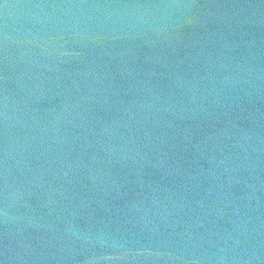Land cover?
I'll return each instance as SVG.
<instances>
[{"label": "water", "instance_id": "obj_1", "mask_svg": "<svg viewBox=\"0 0 264 264\" xmlns=\"http://www.w3.org/2000/svg\"><path fill=\"white\" fill-rule=\"evenodd\" d=\"M0 264H264V0H0Z\"/></svg>", "mask_w": 264, "mask_h": 264}]
</instances>
